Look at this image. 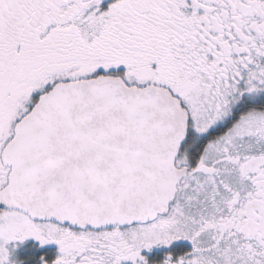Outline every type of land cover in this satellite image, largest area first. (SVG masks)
<instances>
[{
    "label": "snow or ice",
    "instance_id": "snow-or-ice-1",
    "mask_svg": "<svg viewBox=\"0 0 264 264\" xmlns=\"http://www.w3.org/2000/svg\"><path fill=\"white\" fill-rule=\"evenodd\" d=\"M0 264H264V0H0Z\"/></svg>",
    "mask_w": 264,
    "mask_h": 264
}]
</instances>
